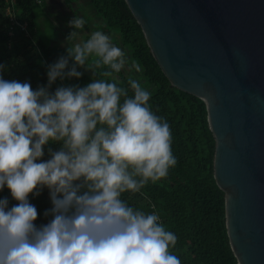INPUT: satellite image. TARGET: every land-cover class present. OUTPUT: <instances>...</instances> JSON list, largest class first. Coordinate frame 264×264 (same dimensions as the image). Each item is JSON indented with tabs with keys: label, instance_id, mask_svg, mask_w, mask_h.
I'll return each mask as SVG.
<instances>
[{
	"label": "clouds",
	"instance_id": "clouds-1",
	"mask_svg": "<svg viewBox=\"0 0 264 264\" xmlns=\"http://www.w3.org/2000/svg\"><path fill=\"white\" fill-rule=\"evenodd\" d=\"M85 23L69 20L67 40ZM79 68L91 70L89 83L52 88L58 79L79 80ZM122 70L141 71L101 30L68 45L35 89L5 79L0 63V192L7 188L16 201L0 197V264H181L171 251L178 237L159 214L122 198L177 165L152 93L131 75L123 86L114 75ZM45 190L51 206L37 224L31 199Z\"/></svg>",
	"mask_w": 264,
	"mask_h": 264
},
{
	"label": "water",
	"instance_id": "water-1",
	"mask_svg": "<svg viewBox=\"0 0 264 264\" xmlns=\"http://www.w3.org/2000/svg\"><path fill=\"white\" fill-rule=\"evenodd\" d=\"M170 85L199 98L237 264H264V0H124Z\"/></svg>",
	"mask_w": 264,
	"mask_h": 264
},
{
	"label": "trees",
	"instance_id": "trees-1",
	"mask_svg": "<svg viewBox=\"0 0 264 264\" xmlns=\"http://www.w3.org/2000/svg\"><path fill=\"white\" fill-rule=\"evenodd\" d=\"M59 1L65 6L62 11L56 8V0L40 3L36 0H0V63L6 65L5 79L28 80L35 89L46 83V65L66 55V49L57 45L60 43L57 34L67 39L68 33L73 31L67 24L71 17L61 24L62 29L66 26L71 30L68 33L57 23L61 22L62 14L71 13L75 17L78 9L73 0ZM88 4L104 21L102 31L109 36L113 31L119 35L118 42L128 48L143 77L152 86L149 103L152 110L169 123L172 150L177 158V165L170 169L167 178L147 185L140 193H124L122 198L145 212L159 214L165 227L178 237L171 251L180 258L181 264H237L225 228L224 193L213 176L215 142L204 103L170 85L124 0H88ZM44 22L55 25L52 36H45ZM23 24L25 29L21 27ZM68 40L72 42L74 38ZM78 70L83 73L79 80L73 78L61 82L58 79L52 88L61 83L80 86L89 83L91 70ZM122 72L114 75L127 86V77ZM4 196L9 197L10 206L16 203L11 200L7 188L0 192V197ZM31 203L38 211L36 223H45L47 218L43 217V212L51 206L47 190L32 198Z\"/></svg>",
	"mask_w": 264,
	"mask_h": 264
},
{
	"label": "rangeland",
	"instance_id": "rangeland-1",
	"mask_svg": "<svg viewBox=\"0 0 264 264\" xmlns=\"http://www.w3.org/2000/svg\"><path fill=\"white\" fill-rule=\"evenodd\" d=\"M74 2H75V4L76 5H74V7H76L77 9H78V11L76 12V16L77 17H82L85 21H86V23H85V26H84V29H82V30H77V35L75 36V37H73L74 38V40L72 41V42H70L69 40H67V39H65V38H63L64 36H59L58 34H57V36H58V38H59V41H60V43L59 44H57L59 47H61V48H64V49H66L67 47H68V45H72V44H74V43H76V42H82V41H84V40H86V39H88L89 38V36H90V34L92 33V32H94V31H96V30H101L102 31V28H103V26L105 25V23H104V21L101 19V18H99V17H97L95 14H94V12H93V10H92V8L89 6V4H88V0H73ZM53 2H54V0H53ZM56 8L57 9H59V10H63V9H65V6L62 4V2L61 1H59V0H56ZM48 10H49V7H48ZM56 10V9H55ZM69 17H71L70 18V20L72 19V18H74V15L73 14H71V13H65V14H62L60 17H59V20H61V22L59 23H57V25L58 26H60V29H62V27H61V24L62 23H64V22H66V21H68V18ZM89 19V20H88ZM44 24H45V22H44ZM45 30H44V34H45V36H48V35H53L54 33H55V31L53 30L54 28H55V25H53L52 23H48V22H46V24H45ZM63 32H67L68 33V31L70 32L71 30H68V29H66V26H63ZM69 34V33H68ZM67 34V35H68ZM66 35V36H67ZM68 37V36H67ZM111 38H112V40H113V42L117 45V46H119V47H121L124 51H125V53H126V55H127V57H128V59H129V63L131 64L132 62H135V60L131 57V54H130V51L128 50V48L127 47H124V46H122L121 45V43L120 42H118V41H120V38H119V35L115 32V31H113L112 32V36H110ZM91 62V60H89V61H87V63L89 64ZM136 63V62H135ZM137 64V63H136ZM141 69V68H140ZM83 70H85L84 68H83ZM86 71V70H85ZM123 72H122V74L124 75V76H126V77H128L129 75H131V77L133 78V79H139V81H140V83H141V85H142V87H146L150 92H151V90H152V86L147 82V80L143 77V75H142V72L140 71V72H135V70H133L131 73H127V72H125L124 70H122Z\"/></svg>",
	"mask_w": 264,
	"mask_h": 264
},
{
	"label": "built area",
	"instance_id": "built-area-1",
	"mask_svg": "<svg viewBox=\"0 0 264 264\" xmlns=\"http://www.w3.org/2000/svg\"><path fill=\"white\" fill-rule=\"evenodd\" d=\"M11 1H12V0H11ZM41 1H42V0H36L37 3H40ZM8 10H9V9H8ZM8 10H7V11H8ZM21 27H22V29H25V24H23Z\"/></svg>",
	"mask_w": 264,
	"mask_h": 264
}]
</instances>
